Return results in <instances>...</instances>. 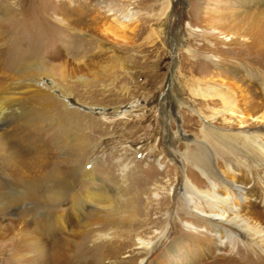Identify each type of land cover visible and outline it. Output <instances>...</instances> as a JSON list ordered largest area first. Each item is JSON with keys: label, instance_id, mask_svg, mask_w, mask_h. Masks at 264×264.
I'll return each instance as SVG.
<instances>
[{"label": "rangeland", "instance_id": "1", "mask_svg": "<svg viewBox=\"0 0 264 264\" xmlns=\"http://www.w3.org/2000/svg\"><path fill=\"white\" fill-rule=\"evenodd\" d=\"M110 9L133 20H114ZM35 63L55 73L31 76L36 85L54 81L49 90L83 111L79 119L97 122L104 109L108 120L84 130L89 148L71 157L58 149L64 122L17 127L0 143V172L13 180L73 169L80 193L92 182L81 169L113 186L126 175L134 217L108 213V202L82 215L71 208L74 190L54 201L43 185L38 200L0 212V264H108L113 256L127 264H257L249 249L264 250V166L254 167L238 134L264 127L253 125L264 116V0H0V81L27 79ZM213 131L227 135L223 146ZM236 185L244 198L232 193ZM214 186L230 191L262 242L259 233L240 235L234 250L219 251L214 228L195 217Z\"/></svg>", "mask_w": 264, "mask_h": 264}, {"label": "bare ground", "instance_id": "2", "mask_svg": "<svg viewBox=\"0 0 264 264\" xmlns=\"http://www.w3.org/2000/svg\"><path fill=\"white\" fill-rule=\"evenodd\" d=\"M109 12L112 15V19L114 20L131 21V19L133 20L134 17L132 16V13L123 15L122 12H115L111 9L109 10ZM60 23L62 22L60 21ZM221 33L226 37L227 40H231L233 38V35L231 34H225V32ZM24 73H29L26 77L27 79L20 78L17 81H0V143L4 138L10 137L12 132L15 131L17 127L21 128L26 125H35L34 127L38 128L39 126V128H44L45 126H50L53 121L59 120L60 122H64V127L57 129L60 131V133L58 132L59 151L67 157H71V155H85L89 148V141H87L88 138L84 130L93 129V127L98 128V125L100 123L107 122L108 118L105 116V110L102 109L99 113L101 114L100 116L104 117V119H100L97 122H93L94 120H89L86 117H82L81 119H79L83 115L86 116L83 111H80V109H70V104L67 100L62 101L60 99H55L57 98L55 97L56 95L49 90V88L52 87L55 83L54 81L50 80L49 87H47L44 85H36V81H34V79H32L31 77L38 74L43 77L45 76L52 78L54 77L55 73L51 71V69H48L43 64L35 63L29 65V67L25 69ZM63 76L64 75H62V77ZM79 78L83 81L86 79L85 76H79ZM260 79L261 80L259 83L264 91V78L262 77ZM56 86L58 87V89H60V91L61 89L64 91L62 92L65 94V96L70 95V93L67 92L68 88H66L65 85H59L57 83ZM181 87L182 86L175 82V79L172 78L171 88L174 89L176 93L177 103L183 104L184 100L182 101V96L180 93ZM221 94L223 98H226L227 95H225V93ZM55 105H64L66 111H59L57 108L58 106ZM222 111L232 112L231 108H226ZM132 112L133 107L129 106L127 113L123 114L125 116H128ZM232 113L236 116L237 114H239L237 113V110H234ZM82 121L85 122L83 124L84 128H79L78 123ZM263 123L264 116L262 117L261 115H256L254 117L253 125H259ZM5 125L6 127L4 128ZM246 128L247 127H245V130L239 132L238 139L242 140L245 145L248 146V149H251V151H253V154L250 155H254L252 161L254 167L256 166L258 168L262 165L264 166V127L257 129L255 128L254 131H249ZM213 134L218 137V142L222 146L224 145V142H227L228 140L227 135H224V133H222L221 131H213ZM218 147L219 148L217 149H219L220 153H224V149L219 145ZM208 162L209 161L202 162V164L205 163V165H207ZM73 172V169H68V171L63 176H58L53 173H46L45 176H41L39 178H16L13 180L10 179L7 175L5 176L4 174H2V172H0V175L2 176L1 178L3 179V181L0 182V212L2 210H8V208L13 204L21 203L23 201H29L31 199L38 200L39 196H37V193L40 187H42L43 185H46V189H48V191L52 193V200H61L63 195H69L71 190L75 191V182L74 180H72L71 175L73 174ZM90 172L92 174L88 173V175H85L83 169H81L80 174H83L85 178L92 179V182L91 184H88L84 192L80 193L78 191H75L70 195L72 210L80 212L82 214V212L87 209L89 205L94 204V202H97L98 205L104 202H108V204H102V207H104L106 211H108V213L121 215L122 220L130 219L134 215V212L130 208L132 201L131 197L128 196V193H131L129 191L131 188L129 189V180L127 176H122L121 183L113 186L110 185L105 178L100 177L96 173H94L93 169ZM95 180H97L98 182L96 181V183ZM227 191L228 194L220 193L221 191L219 192V190L214 186V189L211 193L204 194V200L207 204L206 208L198 211L197 215H195L198 220H203L214 228L217 237L220 239L219 251H221V253L225 248L227 249V247L231 246V243L233 242L232 240H235L236 237L239 238L240 235H246V239H248L253 236L255 237V233H259V235L256 236L259 238L260 242L263 241L261 229L253 230V228L247 223L248 221L246 222L241 219L237 208H235V206L231 203V201L233 200L231 198L232 196H229L230 191ZM231 191L240 199L246 196L245 189L242 186L236 185L234 186V188H232ZM10 192H15L16 196L12 197L11 195H9ZM84 223L86 224V222ZM84 223L80 225L84 226ZM139 242L141 244H145L142 239H140ZM229 248H233L234 250L235 245H232V247ZM249 250L252 252L253 256H256L255 262L257 264H261L262 262H264L263 249ZM113 258L114 256L109 257L111 262L108 264L128 263V261ZM143 263L144 261H142L140 264ZM79 264L82 263L79 262Z\"/></svg>", "mask_w": 264, "mask_h": 264}]
</instances>
